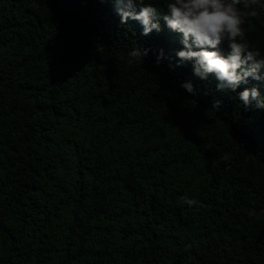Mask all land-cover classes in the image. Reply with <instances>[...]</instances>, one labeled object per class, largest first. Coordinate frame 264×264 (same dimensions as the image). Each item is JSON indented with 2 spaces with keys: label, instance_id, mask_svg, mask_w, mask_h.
Segmentation results:
<instances>
[{
  "label": "trees",
  "instance_id": "obj_1",
  "mask_svg": "<svg viewBox=\"0 0 264 264\" xmlns=\"http://www.w3.org/2000/svg\"><path fill=\"white\" fill-rule=\"evenodd\" d=\"M144 2L159 33L113 0H0V264H264V109L238 99L264 80H200ZM245 27L264 54V0Z\"/></svg>",
  "mask_w": 264,
  "mask_h": 264
},
{
  "label": "clouds",
  "instance_id": "obj_2",
  "mask_svg": "<svg viewBox=\"0 0 264 264\" xmlns=\"http://www.w3.org/2000/svg\"><path fill=\"white\" fill-rule=\"evenodd\" d=\"M113 2L121 24L128 20L139 22L143 36L161 31L158 9L151 3L146 4L144 0ZM257 4L258 0H169L165 5L167 15L163 19L169 30L182 36L183 49L176 52L180 64L194 61V76L206 80L209 75H214L218 81L217 90L221 92L236 93L237 88L249 79L264 80L259 73L264 68V54L247 39L245 27L249 10ZM251 15H256V12L252 11ZM224 42L230 49L227 56L218 50ZM148 51L132 48L128 52V62L132 64L138 60L142 63ZM162 58L161 49L157 62ZM181 87L189 94H195L190 81L182 83ZM238 99L245 107L264 109V97L256 87L240 91ZM183 199L189 207L200 203L188 197Z\"/></svg>",
  "mask_w": 264,
  "mask_h": 264
}]
</instances>
